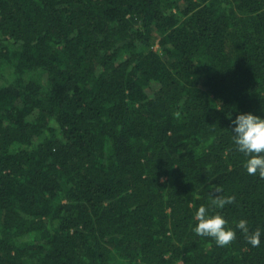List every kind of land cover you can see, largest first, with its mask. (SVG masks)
Wrapping results in <instances>:
<instances>
[{"label":"trees","instance_id":"trees-1","mask_svg":"<svg viewBox=\"0 0 264 264\" xmlns=\"http://www.w3.org/2000/svg\"><path fill=\"white\" fill-rule=\"evenodd\" d=\"M262 109L264 0H0V264H264L192 231H264L228 118Z\"/></svg>","mask_w":264,"mask_h":264},{"label":"clouds","instance_id":"clouds-1","mask_svg":"<svg viewBox=\"0 0 264 264\" xmlns=\"http://www.w3.org/2000/svg\"><path fill=\"white\" fill-rule=\"evenodd\" d=\"M264 112V109L261 110ZM231 126V140L235 151L245 157L243 167L247 174L264 178V115L252 112H238L234 119L228 116ZM215 191H219L216 189ZM235 196L215 198L211 204L223 209L235 202ZM192 207H196L193 205ZM192 231L202 237L212 238L217 246L225 247L236 239L239 230L253 247H258L264 231L251 230L246 219H240L234 228L227 227L228 221L219 212L213 213L209 206L200 205L193 213Z\"/></svg>","mask_w":264,"mask_h":264}]
</instances>
